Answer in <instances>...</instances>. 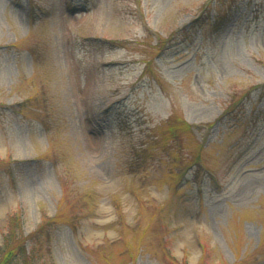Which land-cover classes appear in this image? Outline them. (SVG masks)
Instances as JSON below:
<instances>
[{"label":"rangeland","instance_id":"rangeland-1","mask_svg":"<svg viewBox=\"0 0 264 264\" xmlns=\"http://www.w3.org/2000/svg\"><path fill=\"white\" fill-rule=\"evenodd\" d=\"M0 158V246L75 206L55 264H264V0H0Z\"/></svg>","mask_w":264,"mask_h":264},{"label":"trees","instance_id":"trees-1","mask_svg":"<svg viewBox=\"0 0 264 264\" xmlns=\"http://www.w3.org/2000/svg\"><path fill=\"white\" fill-rule=\"evenodd\" d=\"M11 163L12 161L8 162L0 158V170L3 166L8 167ZM63 192L67 195L66 186ZM96 198L94 190L86 191L80 198L81 209L94 205ZM71 211L70 215L66 216L61 213L54 217L44 215L37 228L28 234L23 230L22 215L19 212L10 214L6 233L3 235L0 246V264H55L49 261L45 246L52 239L56 225L60 223V220L71 225L75 224L81 213L79 210V212L76 211L75 206Z\"/></svg>","mask_w":264,"mask_h":264},{"label":"bare ground","instance_id":"bare-ground-1","mask_svg":"<svg viewBox=\"0 0 264 264\" xmlns=\"http://www.w3.org/2000/svg\"><path fill=\"white\" fill-rule=\"evenodd\" d=\"M91 76V75H90ZM93 77V76H92ZM90 79V78H89ZM73 86H75V87H77V90H81L82 89V86H80V84L78 85L77 84V86H76V84L75 85H73ZM86 88V87H85Z\"/></svg>","mask_w":264,"mask_h":264}]
</instances>
